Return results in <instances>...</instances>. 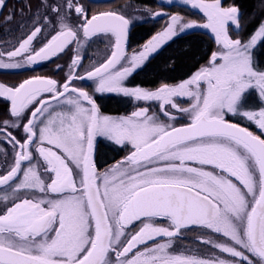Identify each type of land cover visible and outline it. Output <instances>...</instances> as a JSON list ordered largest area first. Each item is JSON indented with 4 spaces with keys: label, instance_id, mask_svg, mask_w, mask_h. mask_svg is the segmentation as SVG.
Wrapping results in <instances>:
<instances>
[{
    "label": "snow or ice",
    "instance_id": "obj_1",
    "mask_svg": "<svg viewBox=\"0 0 264 264\" xmlns=\"http://www.w3.org/2000/svg\"><path fill=\"white\" fill-rule=\"evenodd\" d=\"M173 3L161 0V9ZM180 3L207 22L145 7L151 19L168 22L131 55L129 34L140 17L113 8L90 14L81 0H41L19 25L27 29L22 38L0 47V70H17L75 45L62 82L35 75L0 83L7 116L0 120V264H264V19L245 37L252 18L238 5ZM5 6L0 0V10ZM197 27L214 34L206 65L156 90L125 86L163 46ZM95 37L107 41L106 52L80 74L82 51ZM75 81L95 87L90 92ZM96 93L157 101L159 112L102 116ZM178 115L189 122L176 126ZM98 137L127 152L103 171ZM186 230L208 254L175 247Z\"/></svg>",
    "mask_w": 264,
    "mask_h": 264
},
{
    "label": "trees",
    "instance_id": "obj_2",
    "mask_svg": "<svg viewBox=\"0 0 264 264\" xmlns=\"http://www.w3.org/2000/svg\"><path fill=\"white\" fill-rule=\"evenodd\" d=\"M115 1L117 0H109L106 2L87 1L85 5L89 7L91 14V12L96 11L95 8L99 10L107 5H110V8L116 9ZM124 1L135 6L148 7L154 10H156L157 7L161 9L157 0ZM40 3L41 0H6V6L0 10V30L5 25H9L15 30L19 29L20 23L24 22L26 17L31 16ZM223 3L225 6L228 4L238 5L245 17L252 18L243 32L245 37L261 19H264V4H262L261 0H223ZM26 5H30V10ZM174 9V7H163V10L169 12H174ZM21 10H23V14H21ZM10 13L14 14L13 20L6 24L5 19ZM163 23V18L137 22L129 34L128 50H135L142 46L152 35L164 27L165 24L163 25ZM100 41L101 38L95 37L90 44L93 47L95 44H99ZM99 48L100 45L95 51ZM214 50V41L207 33L199 30L186 32L175 38L174 42H169L163 46L157 54H154L153 57L149 59L142 69H138L128 78L126 85L129 88L139 86L144 89H155L165 83L169 85L178 84L198 71L201 66H204L208 62L211 52ZM63 54L54 57L49 60V62L47 61V67L41 66L42 64L40 67H36L40 69L39 73L59 78L60 69L57 70V65L60 63V58L63 57ZM62 69L64 70L65 67ZM27 76V69L0 71V82L21 81ZM85 86L87 90L90 91V87L87 85ZM94 99L101 113L112 116L126 115L136 106L133 103L134 99L132 97L106 95L97 96L96 98L94 97ZM4 119H7V116L4 112V105L0 104V120ZM250 129L255 131L254 128ZM125 154L126 150L114 143L103 139H98L96 141L95 158L98 169L101 171L107 169L116 161L121 160Z\"/></svg>",
    "mask_w": 264,
    "mask_h": 264
},
{
    "label": "rangeland",
    "instance_id": "obj_3",
    "mask_svg": "<svg viewBox=\"0 0 264 264\" xmlns=\"http://www.w3.org/2000/svg\"><path fill=\"white\" fill-rule=\"evenodd\" d=\"M87 1H91V0H81V2L84 3V4ZM110 1H112V0H110ZM157 2H158L159 5H161V0H157ZM129 4L130 3H127L124 0L115 1L116 9H124L130 15H133L134 18L137 17V16L140 17V19L137 20V22H143V21H147V20H156V19H151L149 17L148 13H145L143 11V9L145 7L135 6V5L132 4L134 6V8L140 9L139 12H134L133 8L128 7ZM109 6L110 5H107V6L102 7V8H100V7H98V8H100L99 10H107V8H110ZM164 6L174 7L175 8L174 12H169V11H166V12L179 13L180 15L184 16L186 19H191V20L197 21L198 24H203V23L207 22L206 18L203 16V14L199 10L191 8L190 5H184V4L180 3V0H175V3H173L172 5L165 4ZM40 8H41V3L35 9V11L31 14V16L26 17L24 22L27 23L29 20H31L32 15L34 13H36L37 10L40 9ZM95 10L99 11L96 8H95ZM161 10H163V9H159V7H157L156 10L151 9L152 12H157V11H161ZM163 11H165V10H163ZM161 18H163V20H164L163 25L168 22L167 21V17H161ZM157 19H160V18H157ZM5 26L0 30V47H8V48H10L13 44L16 43V41H18L20 38H22V36L24 35V33H25V31L27 29L19 28V29L15 30L14 28H12L9 25L6 26V27ZM9 29H11V31H9ZM195 30H199V31H203V32L207 33L214 41V34L211 33L210 29H204V28L197 27V28H194V29H192L190 31H195ZM190 31H188V32H190ZM99 38H101V37H99ZM106 44H107V41L104 40L103 38H101V41L99 42V44H95L93 47L91 46V44H90V46L89 45H85V47H84V49L82 51V55L85 56V59L83 60V67L78 70L80 74H83L85 71L89 70L92 67L93 62L99 63V62L102 61L103 56H104V54L106 52ZM99 45H100V48L97 51H95L99 47ZM74 47H75V45H72L70 47V49H68V50H66L64 52V54L62 53L63 57L60 58V63L58 64V65L62 66L60 68V77L59 78L53 77V76H50V75L40 74L39 73L40 69H38V68H36L34 66L28 67V68H23V69H17V70H25V69H27L28 76L26 78H24L23 80L28 79V78H30L32 76H35V75H41V76H45V77H51L53 79H56L57 81H61L62 82L64 80V78H65L66 73L68 72V65L70 64V62H71V60L73 58L74 52L72 51V49ZM139 48H137V49H139ZM215 48H216V45H215ZM137 49H135V50H137ZM133 51L134 50H131V51L128 50V54L131 55ZM5 59H6V57H5ZM41 64H40L41 66L47 67V65H46L47 61H44ZM40 65H39V67H40ZM63 67H65L64 70L62 69ZM0 71H6V70H0ZM23 80H21V81H10V82H5L3 84L8 85V86H13V85H18ZM127 80H128V78H127ZM127 80L124 82L125 85L127 83ZM0 83H2V82H0ZM75 83L78 86H81V87H83L85 85L89 86L90 87V92L95 87V85L93 84L92 81H75ZM156 89L157 88L148 89V90H156ZM85 90H87L86 86H85ZM106 95L124 96L123 94H119V93H96L94 97L96 98L97 96H106ZM249 101L253 105L258 103L257 94L255 92H253V93H251L249 95ZM133 103L136 105L135 108H133L128 114L123 115V116H129V115H131V113L133 111H136L139 108H144V107L149 108V112L150 113H152V112H157L158 113L159 112V102H157V101H136L134 99ZM178 103H180V105L182 107H187L188 106L187 98H179L178 99ZM173 111H175V110H173ZM99 112H100V110H99ZM100 114L102 116H110V117H113V118L122 117V116H112V115L104 114V113H101V112H100ZM161 119H165V118L163 116H161ZM228 119L230 121H232V122L239 123L242 126L248 127L250 131H253L250 128H254L256 132L255 131H253V132L258 134V135L260 134L259 130L255 127V125L250 124L246 120H241V119H239L237 117H232V116H229ZM188 122H189V119H188L187 116L178 115V118L175 121V124H176V126H181L183 124H187ZM98 139H103L105 141H108L107 139L102 138V137H98L97 140ZM108 142H110V141H108ZM111 143H114V142H111ZM126 154H127V152H126ZM9 158L11 159V157H9ZM1 159H3V158L0 157V161H1ZM0 166H2L1 162H0ZM195 235H196V232L194 230H186V235H185L183 241L182 242H177L175 247L179 248L180 250H183L185 247H187V248L195 251L197 254H201V255L208 254V252H209V247L208 246H205L203 244H199L197 246L196 244L193 243Z\"/></svg>",
    "mask_w": 264,
    "mask_h": 264
},
{
    "label": "water",
    "instance_id": "obj_4",
    "mask_svg": "<svg viewBox=\"0 0 264 264\" xmlns=\"http://www.w3.org/2000/svg\"><path fill=\"white\" fill-rule=\"evenodd\" d=\"M92 2H106V1H109V0H91ZM53 59V58H52ZM42 62H38L36 65H34V67H38Z\"/></svg>",
    "mask_w": 264,
    "mask_h": 264
},
{
    "label": "flooded vegetation",
    "instance_id": "obj_5",
    "mask_svg": "<svg viewBox=\"0 0 264 264\" xmlns=\"http://www.w3.org/2000/svg\"><path fill=\"white\" fill-rule=\"evenodd\" d=\"M6 71H9V70H6ZM9 159H10V158H9ZM0 162H1V165H3V159H1V161H0Z\"/></svg>",
    "mask_w": 264,
    "mask_h": 264
}]
</instances>
